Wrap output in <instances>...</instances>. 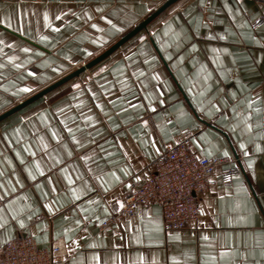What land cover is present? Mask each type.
<instances>
[{"label":"crops","instance_id":"crops-1","mask_svg":"<svg viewBox=\"0 0 264 264\" xmlns=\"http://www.w3.org/2000/svg\"><path fill=\"white\" fill-rule=\"evenodd\" d=\"M165 1L0 0V115ZM261 17L264 0H178L111 55L3 119L0 250L25 235L40 248L60 244L65 264H264V23L253 25ZM178 143L234 159L237 174L229 184L213 178L196 196L190 227L164 232L159 207L148 205L100 231Z\"/></svg>","mask_w":264,"mask_h":264},{"label":"built area","instance_id":"built-area-1","mask_svg":"<svg viewBox=\"0 0 264 264\" xmlns=\"http://www.w3.org/2000/svg\"><path fill=\"white\" fill-rule=\"evenodd\" d=\"M264 17L253 25L260 26ZM234 159L200 157L185 143L165 148L151 164L150 174L127 194L119 212L99 225L100 231L135 216L142 206L156 205L162 214L164 232L190 227L199 219L196 196L215 184H229L237 174ZM67 252L57 242L40 248L30 236L19 235L0 250V264H65Z\"/></svg>","mask_w":264,"mask_h":264},{"label":"water","instance_id":"water-1","mask_svg":"<svg viewBox=\"0 0 264 264\" xmlns=\"http://www.w3.org/2000/svg\"><path fill=\"white\" fill-rule=\"evenodd\" d=\"M178 0H166L157 10H155L152 14H150L147 18H145L140 24H138L135 28H133L130 32H128L125 36L120 38L117 42H115L112 46H110L107 50L103 53L98 55L96 58L84 64L83 66L77 68L72 73L68 74L67 76L61 78L57 82L53 83L52 85L48 86L47 88L41 90L40 92L34 94L33 96L29 97L23 102H20L15 107L11 108L7 112L0 115V122L10 116L11 114L17 112L18 110L22 109L23 107L29 105L30 103L34 102L35 100L43 97L47 93L51 92L55 88L59 87L60 85L66 83L67 81L71 80L74 77H77L79 74L84 72L85 70L91 68L92 66L96 65L109 55H111L115 50L120 48L124 43H126L130 38L136 35L141 30L146 29L147 25L152 22L158 15H160L164 10H166L170 5L176 3Z\"/></svg>","mask_w":264,"mask_h":264},{"label":"snow or ice","instance_id":"snow-or-ice-1","mask_svg":"<svg viewBox=\"0 0 264 264\" xmlns=\"http://www.w3.org/2000/svg\"><path fill=\"white\" fill-rule=\"evenodd\" d=\"M57 18L59 19V17H57ZM101 18L103 19V17H101ZM45 20H47V15H45ZM2 23H4V21H3V19H0V24H2ZM45 26H48V25L46 24ZM93 27H95V25H93ZM141 39H143V37H141ZM221 39H223V37H221ZM193 47H195V46H193ZM24 51H28V49H24ZM73 87H76V85H73ZM23 91H28V89L25 88V89H23ZM251 103L252 102L249 101V105L250 106H251ZM253 111H255V109H253ZM245 128L248 129L249 131L251 130V128H250V126L248 124H245ZM67 131L71 132V129H67ZM53 138H55V134H53ZM241 148H243V144H241ZM224 155H227V153H224ZM250 166H251V163L249 162V167ZM37 171H39V169H37ZM29 175L31 176V173H29ZM112 175L115 176V173H112ZM32 178L34 179L35 177H32ZM66 179H68L69 183H71V179L70 178L66 177ZM136 179L138 180L139 177L137 176ZM73 195H75V193H73ZM117 203L119 204L120 202L117 201ZM45 207H47V205H45ZM16 222H17V224L20 225V227H22V228L24 227V224H23L22 221L17 220ZM77 223H79V222L77 221ZM73 243H75V241H73ZM221 255H223V253H221Z\"/></svg>","mask_w":264,"mask_h":264}]
</instances>
